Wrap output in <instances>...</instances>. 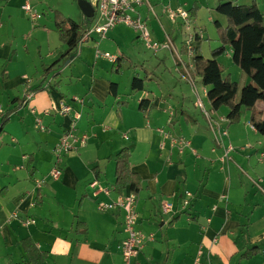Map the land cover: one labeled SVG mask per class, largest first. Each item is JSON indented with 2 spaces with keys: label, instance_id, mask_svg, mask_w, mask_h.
<instances>
[{
  "label": "crops",
  "instance_id": "0c3cea01",
  "mask_svg": "<svg viewBox=\"0 0 264 264\" xmlns=\"http://www.w3.org/2000/svg\"><path fill=\"white\" fill-rule=\"evenodd\" d=\"M218 1L208 3L213 12L217 3L236 0ZM253 1L262 9L263 0L237 3ZM25 2L0 0V126L2 116L17 109L0 133V190H8L0 195V264H23L27 256L22 241L28 238L48 253L41 264H124L119 249L125 237L123 212L98 209L100 203L131 194L129 188L123 194L115 191V157L124 148L130 150L132 171L143 180L136 204L138 230L145 241L140 264H195L200 250L201 264H264V136L250 125L248 110L232 126L226 120L229 109L219 110L221 115L207 112L209 118L205 112L201 115V109H207L209 87L203 86L200 95L196 80L187 75L193 62L188 66L183 59L174 38L176 24L166 13L167 7H184L195 15L196 23L202 2L207 1L147 0L148 6L140 9L154 41H169V49L162 50L170 51L171 64L181 78L171 80L170 88L165 81L164 87L160 85L170 70L165 63L169 55L154 52L161 70L153 73L148 67L151 58L137 48L142 41L128 26L129 32L114 29L105 40L85 41L73 58L61 61L45 76V69L66 50L60 41L50 46V39L59 40L53 19L59 10H51L50 20V0H31L37 11L48 9L32 20L22 8ZM224 18L221 22L227 25ZM129 39L134 49L127 51L122 44ZM97 50L114 60L98 58ZM224 56L235 71L231 47ZM118 58L123 59L114 67ZM235 72L243 79L240 71ZM146 74L150 80L145 91L134 92L133 78ZM112 83L118 86L117 97L110 94ZM29 93L32 99L22 104ZM142 100L157 104L148 116L140 110ZM61 101L81 114L74 130L86 138L84 145L64 157L63 174L53 179L54 149L73 118L51 111ZM258 108L264 109L259 104ZM38 118L44 131L37 126ZM218 126L225 136H216ZM230 147L233 151L228 152ZM186 193L193 195L189 206L184 204ZM167 202L173 213H164ZM27 219L36 223L27 226ZM78 222L84 224L80 229ZM254 247L260 253L242 259Z\"/></svg>",
  "mask_w": 264,
  "mask_h": 264
},
{
  "label": "trees",
  "instance_id": "16d2710c",
  "mask_svg": "<svg viewBox=\"0 0 264 264\" xmlns=\"http://www.w3.org/2000/svg\"><path fill=\"white\" fill-rule=\"evenodd\" d=\"M215 11L227 19L226 27L218 21L214 23L222 45L212 51L210 59L200 54V43L194 46L192 48L194 56L193 68H187V75L191 79L199 77L202 84L205 87H209L207 98L211 105V113L218 112L224 106L228 107L230 112L226 120L232 126L240 123L243 111L248 110L251 113L250 125L259 134L264 136V109L258 108L259 103H264V13L260 10L256 1H253L250 5H234L231 2L221 3L215 8ZM92 24L93 20L87 19L84 16L80 22H75L71 19H60V13L55 11L56 31L59 40L66 46V50L58 61L45 69V76L61 61L67 63L74 57L81 41L88 34ZM196 40L201 41L202 39L198 37ZM228 47H231L233 50V63L250 80L242 88H240L237 82L232 81L230 75L226 76V69L219 62V58L227 52ZM122 59H116L114 67H119ZM149 80L150 74H146L143 78L135 76L132 80V90L137 93L144 92L145 83ZM117 89V84L112 83L110 94L117 97ZM24 101L25 97L22 104ZM154 108H157L155 102L150 103L148 100H142L140 104V110L146 116ZM16 110L15 108L8 111L2 116L0 133L9 122L10 115L16 112ZM129 160V148H124L115 157V191L123 194L129 188L130 193L138 196L143 189V180L137 173L132 171ZM28 169L30 176L33 177L35 168L31 161L29 162ZM7 191V188H2L0 195L5 196ZM83 226L84 224L80 222L76 223L77 229ZM22 246L27 256V260L23 264H41L48 260V253L40 251L31 238L22 241ZM259 253V248L254 247L247 250L242 255V259H251Z\"/></svg>",
  "mask_w": 264,
  "mask_h": 264
},
{
  "label": "built area",
  "instance_id": "2783aa9c",
  "mask_svg": "<svg viewBox=\"0 0 264 264\" xmlns=\"http://www.w3.org/2000/svg\"><path fill=\"white\" fill-rule=\"evenodd\" d=\"M92 4L95 7L96 15L93 19L92 27L90 28L88 34L81 41L79 47L85 41L91 39L92 36L97 37V39L100 41L105 40L108 33L112 29L120 25H126L132 28L137 33L139 39L142 41V43L145 44L147 49L153 52H158L162 49H169L168 40L162 42L154 41L147 21H145L140 14V9L148 6L147 0H94ZM22 8L32 20H37L39 18V12L32 6L31 0H26ZM149 9H151V7ZM166 13L174 24H177L178 21H182L183 23H185L187 30L192 31V25L194 23L192 21L193 16L191 15L190 11H187L184 7H167ZM198 37L202 39V31L190 35L189 39L186 41L188 53L191 56L193 55V42ZM97 57H104L110 60H114V58L109 54H103L100 50H97ZM1 81L2 77L0 76V84ZM32 97L33 93H29L28 95H26L24 103L31 100ZM51 111H54L55 113L60 115H73L72 125L70 129L66 130L63 133L59 144L54 149L56 164L52 169L50 176L53 179H59L63 174L62 161L64 157L72 151H76L80 146L84 145L86 137L84 136L83 138H79L75 133V122L81 119V114L75 111L71 105H68L65 102L61 101L59 105H53ZM204 112L209 118V114L206 111ZM1 113L2 109L0 108V114ZM37 126L42 131L46 129L41 118L37 119ZM214 130L216 136H225L227 134L226 131L220 129V126H218V129L214 128ZM229 151H233V148L230 147L228 149V152ZM93 186L97 187V182ZM101 191L107 195L110 193V191L106 189H102ZM262 192L264 194V189H262ZM192 199L193 195L191 193H186L184 200L185 206H189ZM136 204L137 196L131 193L129 195H121L115 202L100 203L98 206L99 211L103 213L115 209L123 212V232L125 234V237L121 241L119 249L124 264H140L139 257L144 248V236L141 231L138 230L139 214L136 209ZM163 211L166 214L173 213L174 207L168 202L164 203ZM35 223L36 221L32 219H27L24 222V224L27 226L33 225ZM202 256L203 251L200 250L195 264H201Z\"/></svg>",
  "mask_w": 264,
  "mask_h": 264
},
{
  "label": "rangeland",
  "instance_id": "374dc122",
  "mask_svg": "<svg viewBox=\"0 0 264 264\" xmlns=\"http://www.w3.org/2000/svg\"><path fill=\"white\" fill-rule=\"evenodd\" d=\"M206 1H207L206 3L202 2V8H201L200 12L198 13V18L199 19L196 21V23L194 22L195 18L193 17V19H192V21L194 23L192 25V28H193L192 31H188L187 27L185 26V23H183L181 21H178L177 24L175 25V30H176L174 32L175 42L181 48V53H182L181 55L183 56V59L188 62L187 63L188 66H191V62H193V59L189 58V53H188V49H187V46H186V41L189 39L190 35L196 34V32L198 33L199 31H203L204 32V38L201 41L200 40H198V41L194 40L193 47L200 43L201 44L200 45V54L202 56H204L205 58H207V59H210L212 57V51L213 50H215L216 48H218V47H220L222 45V43L220 41V38H219L218 30H217L216 25L214 23L218 21V22L221 23V25L226 27V23L225 22H221L222 21L221 19H223L224 17L219 15L216 11L213 12L211 9H209L208 3L212 4V0H206ZM237 1L238 0L234 1L233 4L234 5H243L241 3H237ZM217 2H219V1L217 0ZM228 2L229 1H227V2L225 1L224 3H228ZM50 3H52V6H53V7L50 6V20L52 19L51 10L54 9V10H59V12L60 11L63 12V13L60 12V19H66V20L71 19V20H73L75 22H80L81 19H79V12H81V10H80V8L78 6V0H50ZM221 3H217V4H221ZM260 5H261V8H262L260 10H262V12L264 13V0L262 2H260ZM42 10H44L45 12L48 11V9L46 7H44V9L39 8L38 9L39 15L44 12ZM186 10L189 11L188 9H186ZM193 16H195V15H193ZM212 16H213V19L211 20ZM53 19H55V12L53 13ZM224 19H225V21H227L226 18H224ZM148 26H149V29L152 31L150 23H149ZM124 27H126V28H124ZM114 29L120 30L123 33L124 32H129L127 30L128 28H127L126 25L125 26L121 25V26H118V27H116ZM114 29H112L109 32V35ZM94 37L95 36H92L91 38H94ZM56 41L59 42L60 40L50 39V46L52 48L55 47V45H57L56 43H58V42H56ZM59 44H63V43L60 41ZM138 46L139 47H137V46L136 47L139 48V50H141L142 52L144 51V53L146 52V55L151 58L150 64L148 65V67L151 69V71L153 73H157L158 74L159 71L161 70V69L157 70L158 63L160 64L159 59L154 55L153 51H151V50L146 48L144 43L140 42ZM210 47L212 49H210ZM122 48L124 50H127V51L134 49L133 48V42L130 39L123 41ZM186 49H187V52H186ZM164 53L169 55V58L166 57L167 62H165V63H166V65L168 63V68L170 70H168L166 72L165 78H163V82H162V84L160 83V85H161V87H164L163 85H164V81H165V87L170 88L171 87L170 86L171 80L174 82L176 79L179 80L181 78L179 77V74L176 73V71H175L176 67H174L171 64L172 60H171V58H170L171 56L169 54L170 51L169 50H165V51L161 50V51H159L158 54L160 55V54H164ZM224 55H222L220 57V59H221L222 65L225 66V69L227 68L226 69V76L232 74L234 76V78H235L234 82L238 81L239 85H240V88H242L244 86V82L242 80L245 79L246 77L242 74L243 79H240L239 75L235 74L236 73L235 71H238V73H240V72L242 73L241 69L238 68L237 66H235L234 67L235 71H234L232 69V67L229 66L228 60L225 58L226 56H224ZM160 58H162V57H160ZM227 70H229V71L227 72ZM194 79L196 80L197 88H198V90L200 92V95H203L202 88H203L204 85L202 84L201 79L199 77H195ZM148 83L149 82H146V84H148ZM154 87H157L156 84H154ZM155 89L159 90L158 87L155 88ZM155 89H154V91H155ZM163 89L165 90V88H163ZM165 94H167V96H171L168 93V91H166V90H165ZM204 101H205V105H206L207 109H203V110L201 109V111H203V114L201 113V115H205L204 111H206L208 113H211V105H210V102H209L208 98H206ZM259 105L264 107V103H259ZM224 109H229V108L224 106L220 110H224ZM227 111H228V114H229L230 110H227ZM244 111H247V110H244ZM244 111L242 113V117H243ZM221 113L222 112H220L219 115H221ZM228 114L226 115V117L228 116ZM213 118L215 119V117H213Z\"/></svg>",
  "mask_w": 264,
  "mask_h": 264
},
{
  "label": "water",
  "instance_id": "95a60500",
  "mask_svg": "<svg viewBox=\"0 0 264 264\" xmlns=\"http://www.w3.org/2000/svg\"><path fill=\"white\" fill-rule=\"evenodd\" d=\"M78 6L85 18L90 20L94 19L96 11L91 2H89L88 0H78Z\"/></svg>",
  "mask_w": 264,
  "mask_h": 264
}]
</instances>
